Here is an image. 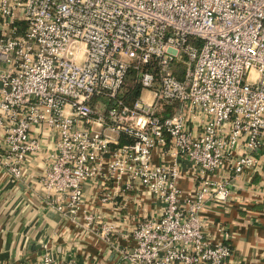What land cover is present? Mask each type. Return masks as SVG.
<instances>
[{
    "label": "built area",
    "instance_id": "1",
    "mask_svg": "<svg viewBox=\"0 0 264 264\" xmlns=\"http://www.w3.org/2000/svg\"><path fill=\"white\" fill-rule=\"evenodd\" d=\"M35 160L47 206L130 241L124 264H227L201 213L264 169V0H0V161ZM121 194L158 210L120 231L95 210Z\"/></svg>",
    "mask_w": 264,
    "mask_h": 264
},
{
    "label": "crops",
    "instance_id": "2",
    "mask_svg": "<svg viewBox=\"0 0 264 264\" xmlns=\"http://www.w3.org/2000/svg\"><path fill=\"white\" fill-rule=\"evenodd\" d=\"M42 163L35 160L14 179L0 161V264H34L44 242L58 260L72 258L76 264H124L119 250L131 245L119 235L110 243L100 237L99 229L89 231L68 221L47 206L37 187L31 186ZM230 203L209 205L201 213L206 236L225 242L233 249L227 264H264V169L244 174L235 181ZM180 187L191 193L193 181L183 178ZM93 183L83 187L85 206L94 195ZM98 191V190H97ZM93 202V201H92ZM150 200L141 203L116 195L112 205L95 211L100 221H111L122 231L157 212Z\"/></svg>",
    "mask_w": 264,
    "mask_h": 264
},
{
    "label": "trees",
    "instance_id": "3",
    "mask_svg": "<svg viewBox=\"0 0 264 264\" xmlns=\"http://www.w3.org/2000/svg\"><path fill=\"white\" fill-rule=\"evenodd\" d=\"M137 90V89H136ZM135 89L132 88V86H128V92L125 95V98L127 100H132L133 97H135V95H137L138 91H136ZM164 114V113H163Z\"/></svg>",
    "mask_w": 264,
    "mask_h": 264
}]
</instances>
